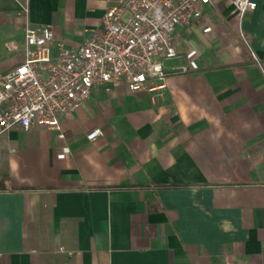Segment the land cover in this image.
I'll return each mask as SVG.
<instances>
[{"label":"crops","instance_id":"0c3cea01","mask_svg":"<svg viewBox=\"0 0 264 264\" xmlns=\"http://www.w3.org/2000/svg\"><path fill=\"white\" fill-rule=\"evenodd\" d=\"M118 0H0V72L24 30L81 47ZM211 0L163 88L96 89L60 132L1 143L0 264H264V0ZM211 27L212 31L204 30ZM103 137L90 142L88 134Z\"/></svg>","mask_w":264,"mask_h":264},{"label":"built area","instance_id":"2783aa9c","mask_svg":"<svg viewBox=\"0 0 264 264\" xmlns=\"http://www.w3.org/2000/svg\"><path fill=\"white\" fill-rule=\"evenodd\" d=\"M21 1L27 16L29 0ZM210 4L211 0H118L81 47L60 45L56 56L53 29L26 25L23 62L0 72V156L3 137L17 127L57 131L63 140L61 118L74 114L100 87L126 88L138 95L163 88L170 74L189 73L190 66L169 70L165 63L179 56L176 30H190ZM234 7L245 16L257 4L234 0ZM103 135L95 129L87 138L96 142Z\"/></svg>","mask_w":264,"mask_h":264},{"label":"rangeland","instance_id":"374dc122","mask_svg":"<svg viewBox=\"0 0 264 264\" xmlns=\"http://www.w3.org/2000/svg\"><path fill=\"white\" fill-rule=\"evenodd\" d=\"M167 63H168V61H167ZM160 85V84H159ZM157 86V85H156Z\"/></svg>","mask_w":264,"mask_h":264}]
</instances>
